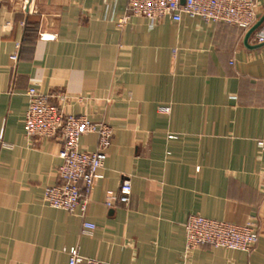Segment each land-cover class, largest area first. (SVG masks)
<instances>
[{"label": "crops", "instance_id": "0c3cea01", "mask_svg": "<svg viewBox=\"0 0 264 264\" xmlns=\"http://www.w3.org/2000/svg\"><path fill=\"white\" fill-rule=\"evenodd\" d=\"M126 9V0H0V264H69L71 248L111 264H264V46L228 24L125 19ZM30 88L113 128L84 217L43 201L61 184L63 140L26 136ZM81 146L95 151L97 136ZM126 179L129 204L109 208ZM195 214L255 222L258 245L188 251Z\"/></svg>", "mask_w": 264, "mask_h": 264}, {"label": "built area", "instance_id": "2783aa9c", "mask_svg": "<svg viewBox=\"0 0 264 264\" xmlns=\"http://www.w3.org/2000/svg\"><path fill=\"white\" fill-rule=\"evenodd\" d=\"M127 17H136L152 22L170 20L182 22L184 16L197 17L206 23H224L250 30L258 22L256 0H126ZM124 21H121L123 24ZM255 43L264 44V23L255 32ZM17 60L18 57L14 56ZM28 110L25 116L26 136L52 139L61 136L62 165L58 168L61 184L46 188L43 201L50 208L63 210L84 217L88 198L92 194L95 181L101 177L105 151L110 146L114 132L106 122H93L87 116H75L63 110L67 101L65 95H49L36 88L27 91ZM55 101V102H54ZM97 136V149L84 150L81 146L83 136ZM258 145L264 154V140ZM3 148L11 146L2 144ZM130 180H123L119 192L109 197L107 206L116 203L128 205L131 200ZM96 226L84 222L82 235H91ZM186 249L194 251L203 246L229 251L253 252L260 239V230L255 222L244 225L212 220L201 215L190 216L185 228ZM70 256L69 264H111L105 261L83 257L78 248L65 250Z\"/></svg>", "mask_w": 264, "mask_h": 264}, {"label": "water", "instance_id": "95a60500", "mask_svg": "<svg viewBox=\"0 0 264 264\" xmlns=\"http://www.w3.org/2000/svg\"><path fill=\"white\" fill-rule=\"evenodd\" d=\"M263 23H264V16L261 17L258 20V22L248 31L246 39H245V43L247 45H249L248 41H249L250 37L262 26ZM263 46H264V44L257 45V47H263Z\"/></svg>", "mask_w": 264, "mask_h": 264}]
</instances>
